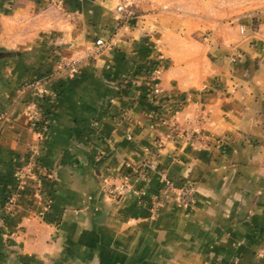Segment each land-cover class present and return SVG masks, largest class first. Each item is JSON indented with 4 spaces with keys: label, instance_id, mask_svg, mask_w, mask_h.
I'll return each mask as SVG.
<instances>
[{
    "label": "crops",
    "instance_id": "1",
    "mask_svg": "<svg viewBox=\"0 0 264 264\" xmlns=\"http://www.w3.org/2000/svg\"><path fill=\"white\" fill-rule=\"evenodd\" d=\"M130 1L122 21L116 0H0V264L264 261V0ZM35 80L56 93L43 140L24 114ZM31 144L40 197L7 207ZM148 158L131 179L146 199L104 193Z\"/></svg>",
    "mask_w": 264,
    "mask_h": 264
},
{
    "label": "built area",
    "instance_id": "2",
    "mask_svg": "<svg viewBox=\"0 0 264 264\" xmlns=\"http://www.w3.org/2000/svg\"><path fill=\"white\" fill-rule=\"evenodd\" d=\"M132 2L130 0H116L114 11L119 20L128 21L133 16V10L131 8ZM95 47L97 50L109 47L107 41L103 39H97L95 41ZM69 67L70 72H75ZM159 69L157 67L150 68L148 75L152 78L157 76ZM23 89H27L35 97L25 107L24 114L29 121V127L37 137V140H43L48 136L50 118L47 108L43 107L44 101L52 102L56 97V93L48 89L44 82L41 80L31 81L22 85ZM5 119V116L0 114V123ZM37 145L31 144L26 148V154L24 160L16 167L14 171L15 190L10 193L6 200L7 207L14 205L18 198H21L25 194L33 195L34 197H40V190L42 187L43 177L45 175L44 170L38 163V151ZM99 156L95 157L98 160ZM147 160H150L149 158ZM150 162H144L141 168L137 169L133 175L123 174L118 176H111L103 179L102 189L106 195L112 198H120L125 195H133V197L141 202L146 199V193L144 190L136 189L131 184V179L145 180L146 168L150 166ZM174 189L173 184L168 180L160 181L158 188V194L150 197L153 207L160 206L169 198L171 191ZM193 193L188 187H184L177 193V203L179 205H187L192 202ZM43 211H39L38 215L41 216ZM264 264V261L262 263Z\"/></svg>",
    "mask_w": 264,
    "mask_h": 264
},
{
    "label": "water",
    "instance_id": "3",
    "mask_svg": "<svg viewBox=\"0 0 264 264\" xmlns=\"http://www.w3.org/2000/svg\"><path fill=\"white\" fill-rule=\"evenodd\" d=\"M60 264H126L119 259L109 260L108 263H104L98 253L94 252L89 258L80 257L76 254H72L64 259L60 260ZM134 264V263H129Z\"/></svg>",
    "mask_w": 264,
    "mask_h": 264
},
{
    "label": "rangeland",
    "instance_id": "4",
    "mask_svg": "<svg viewBox=\"0 0 264 264\" xmlns=\"http://www.w3.org/2000/svg\"><path fill=\"white\" fill-rule=\"evenodd\" d=\"M153 67H154V66H153ZM153 67H152V68H153ZM157 75H158V74H157ZM146 162H149V160H146ZM104 193H105V192H104ZM107 196H108V195H107Z\"/></svg>",
    "mask_w": 264,
    "mask_h": 264
},
{
    "label": "trees",
    "instance_id": "5",
    "mask_svg": "<svg viewBox=\"0 0 264 264\" xmlns=\"http://www.w3.org/2000/svg\"><path fill=\"white\" fill-rule=\"evenodd\" d=\"M2 54H0V56H1Z\"/></svg>",
    "mask_w": 264,
    "mask_h": 264
}]
</instances>
